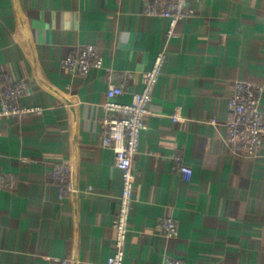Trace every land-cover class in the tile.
Segmentation results:
<instances>
[{"label": "crops", "instance_id": "crops-1", "mask_svg": "<svg viewBox=\"0 0 264 264\" xmlns=\"http://www.w3.org/2000/svg\"><path fill=\"white\" fill-rule=\"evenodd\" d=\"M145 1L0 0V72L25 79L23 102L43 109L0 118V264H104L122 187L115 153L102 145L106 75L112 70L116 82L133 73L117 97L130 102L162 49L133 160L123 264L167 256L264 264V137L255 158L236 156L225 142L234 82L264 84V0H189L194 14L169 39L168 19L143 14ZM81 44L97 46L103 67L85 75L62 67ZM176 152L192 169L189 180L174 167ZM57 162L71 167L74 184L61 199L51 176ZM166 215L178 220L177 236L155 232Z\"/></svg>", "mask_w": 264, "mask_h": 264}, {"label": "built area", "instance_id": "built-area-1", "mask_svg": "<svg viewBox=\"0 0 264 264\" xmlns=\"http://www.w3.org/2000/svg\"><path fill=\"white\" fill-rule=\"evenodd\" d=\"M147 16H162L168 19V39L174 34L176 24L194 14L189 0H146L142 10ZM167 58L165 49L158 51L151 67L141 77V91L132 95L130 102H119L117 97L123 93L126 80L133 76L131 71L124 73L120 81L115 82L112 70L107 72L109 86L106 90L105 110L102 123L104 134L102 145L115 153V163L121 173L122 187L115 217L113 220L114 250L106 258L104 264H123L124 246L129 230V215L135 191V175L133 160L139 151L142 132L146 129V117L152 113L150 104L156 84L164 68ZM61 65L68 72L85 75L92 68L103 67V56L95 44H81L73 48L61 59ZM0 118L23 117L26 114L41 113L42 107L27 105L23 102L30 94V87L25 79H14L0 72ZM264 93V84L250 80H236L233 91L228 98L230 115L225 120V142L229 150L236 156L255 158L260 153L264 137V113L259 108ZM178 120V113L171 114ZM211 122L216 123L213 117ZM175 168L187 180L192 175L190 166L182 161L181 152L172 156ZM51 176L58 188L59 198H64L74 191L71 167L65 162L53 164ZM0 181H5L0 176ZM155 232L165 237L177 236L178 220L172 215L159 216L154 223ZM59 264H72L67 257L59 259ZM162 264H186L181 257L167 256Z\"/></svg>", "mask_w": 264, "mask_h": 264}]
</instances>
